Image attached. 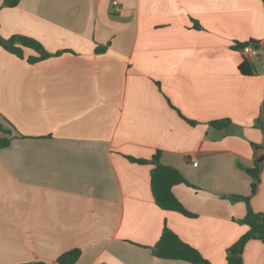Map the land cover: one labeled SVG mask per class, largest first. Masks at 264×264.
I'll use <instances>...</instances> for the list:
<instances>
[{"label": "crops", "instance_id": "0c3cea01", "mask_svg": "<svg viewBox=\"0 0 264 264\" xmlns=\"http://www.w3.org/2000/svg\"><path fill=\"white\" fill-rule=\"evenodd\" d=\"M3 1L1 38L62 54L30 64L34 52L0 47V123L15 128L0 148V264H58L74 250L75 264H190L154 256L165 226L227 264L248 232L247 205L227 197L251 196L264 141L262 0ZM156 155L188 182L174 193L195 217L162 211L153 166L128 159ZM250 205L264 213V167ZM244 264H264L263 243L246 245Z\"/></svg>", "mask_w": 264, "mask_h": 264}, {"label": "trees", "instance_id": "16d2710c", "mask_svg": "<svg viewBox=\"0 0 264 264\" xmlns=\"http://www.w3.org/2000/svg\"><path fill=\"white\" fill-rule=\"evenodd\" d=\"M22 0H4L2 8H16ZM264 3V0H262ZM258 47L257 44H251ZM245 45L237 44L236 49L243 48ZM0 47L6 52L20 58L25 59V50L34 52V56L27 59L30 64L43 62L47 59L60 56L62 53L51 54L47 52L43 46L36 40L14 35L9 39L0 37ZM102 52V49H98ZM240 72L244 76L253 75V69L248 62H244L240 66ZM195 125V122L188 121ZM230 121H217L210 123V126L216 129H224L230 125ZM256 126L261 129L264 134V119L263 114L260 115ZM12 130L15 128L7 122V125L0 123V148H7L12 139ZM255 151L254 167L252 169V192L250 197L229 196L227 197L233 203L244 202L247 205V213L241 224L248 227V232L243 235L238 241L230 246L226 251L227 264H244V252L246 245L250 241H259L264 244V213L255 212L250 200L256 195L261 184V175L264 167V156H257L259 150H264V141L261 145L253 144ZM130 161L138 164L152 165L151 171V190L156 205L165 212L179 213L185 217L193 218V214L188 212L174 193V188L186 184L189 185L182 173L172 167L164 166L159 162L158 156H154L151 160H141L129 157ZM152 251L155 257L162 260L183 261L190 264H212L202 254L185 243L176 233L170 230L167 226L164 227L159 241ZM80 256L79 250L68 252L57 260L58 264H75ZM30 264H46L43 262Z\"/></svg>", "mask_w": 264, "mask_h": 264}, {"label": "built area", "instance_id": "2783aa9c", "mask_svg": "<svg viewBox=\"0 0 264 264\" xmlns=\"http://www.w3.org/2000/svg\"><path fill=\"white\" fill-rule=\"evenodd\" d=\"M114 5L117 6L118 3L115 1ZM241 52L243 54V57L245 60H252L253 58L257 57L259 54V49L258 47L251 45V44H247L245 45L242 49ZM194 166H197L198 163H194Z\"/></svg>", "mask_w": 264, "mask_h": 264}, {"label": "water", "instance_id": "95a60500", "mask_svg": "<svg viewBox=\"0 0 264 264\" xmlns=\"http://www.w3.org/2000/svg\"><path fill=\"white\" fill-rule=\"evenodd\" d=\"M253 172H251V175H252Z\"/></svg>", "mask_w": 264, "mask_h": 264}]
</instances>
